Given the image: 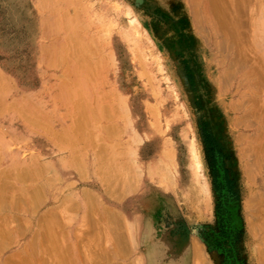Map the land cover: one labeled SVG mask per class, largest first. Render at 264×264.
Listing matches in <instances>:
<instances>
[{"label": "rangeland", "instance_id": "374dc122", "mask_svg": "<svg viewBox=\"0 0 264 264\" xmlns=\"http://www.w3.org/2000/svg\"><path fill=\"white\" fill-rule=\"evenodd\" d=\"M187 7L0 0V170L33 165L35 180L0 177V218L16 216L6 221L13 229L4 223L10 238L1 223L0 264H194L191 239L205 259L196 264H254L249 190L216 76L235 83L249 69L240 78L247 90L264 81V66L250 68L264 58V9L240 45L250 61L239 66L216 61ZM33 235L37 250L27 244ZM24 246L29 259L19 263Z\"/></svg>", "mask_w": 264, "mask_h": 264}, {"label": "bare ground", "instance_id": "6f19581e", "mask_svg": "<svg viewBox=\"0 0 264 264\" xmlns=\"http://www.w3.org/2000/svg\"><path fill=\"white\" fill-rule=\"evenodd\" d=\"M186 4L188 6L187 8L190 11H192L191 13H192V17H193V22L195 24V29L197 28V30H195V31L197 33H200L201 37H203L204 39L210 40L212 47L215 51V54L218 56V58L216 60L218 63H225V64H230V65L237 63L239 66H245L246 64H248V61H250V60L244 58L246 56L243 57L241 55L243 52L239 53L240 49L242 48V46L240 47V45L243 44V46H244L246 37H247V35H249L247 31H250L251 23H252L254 17L258 13H260L261 9H264V0H186ZM262 11H264V10H262ZM202 13H204L203 16H202ZM263 13L261 12V14H263ZM261 14H258V15H261ZM235 26H236V28H235ZM237 27H240V28H237ZM256 31H257V29H253V31L251 32V36H254ZM256 35H257V33H256ZM257 62H258V65L254 66V67L251 65V63L249 64V66L251 65L250 68H251V71L254 73V75L261 73L260 68L262 66H264L263 65L264 64V58L263 59L258 58ZM247 72L249 73L250 70L248 69L247 71L242 72L240 74L241 75L240 78L243 79L244 75L247 76L246 75ZM227 73L221 74V75H219V73H218V75L216 76V78L220 77V79H224L223 80L224 84L219 83L217 85L216 94L219 96V101L221 103L220 105L222 107V111H223L224 115L226 116L227 127L229 129L230 136H231V138H232V140L235 143V146L237 148L238 159H239V162L241 164V168H242V171H243V174L245 177V181H246L245 185L247 184V187L249 190L248 196L244 197L246 199L243 202V207H244V213H245V218L247 221L248 229H249V231L251 233V237H252V244H253V252L252 253H253V257H254V264H264V81L262 80L263 75L261 76V78H260V76H259V78L256 77V82L259 83L260 85L253 88L252 90H247L246 88L242 87L243 86L242 80H240V78H237L236 82L232 83L231 82L232 77L230 75H228L229 73L228 74ZM194 143H195V141L189 147L190 148L189 151L191 152L192 156L194 158H196V161H197L195 164V168H194L195 172L194 173H196V175L200 179L202 177V179L204 180V185H205L203 168L201 166V162H200L199 156L197 154L196 145ZM32 166L33 165L23 164L22 166H20L16 169H13V170H11V169L0 170V177L2 178L3 176L4 177L8 176V177H10V180L12 178H15L17 180L19 179L18 181H21V182H24V181H26V183L30 182L29 180H34V178L30 179L31 177H33V174L30 177V173H31L30 169L32 168ZM33 171L36 172L35 169ZM196 175L194 174V176H196ZM28 178H29V180H28ZM23 179H24V181H23ZM37 186L40 189V186L39 185H37ZM42 187L44 189V185L43 186L41 185V189H42ZM33 188L35 190L38 189L36 187H33ZM33 188L31 191L34 190ZM1 189H3V186ZM10 189H11V187H9V190ZM27 189H26V191H27ZM18 190H20V189H18ZM35 190H34V192H31L30 190H29V192L28 191L27 192L30 196L31 195L35 196V194H33V193H35ZM12 191H13V188H12ZM21 191L26 192L25 190H23V188L19 192H21ZM2 192L0 193V199H3L1 197ZM8 192L6 191V193H8ZM24 192L23 193L21 192V193L24 195L25 194ZM39 192H41L42 195H44V193L42 191L38 190V193H36V196L39 195ZM30 193H32V194H30ZM83 194L86 195L87 201L89 200L91 202V200H90L91 197L89 196V193L86 192V190H83ZM19 195H20V193H19ZM42 195H39V197H41ZM13 196H15V195H13ZM7 198H8V196H7ZM9 199H12V198L9 197ZM69 200L70 201L67 204V206H69L70 208L71 207L73 208V206H74V203L72 201L73 199L70 198ZM63 201L65 202L66 200H63ZM64 202H63V204H64ZM59 203H60V201H59ZM7 204H10V203H7ZM65 206H66V203H65ZM2 207L5 208V206H1V210L3 211ZM7 207H8V205H7ZM55 211H56V209H55ZM50 212H52V211H50ZM42 215H40V217L43 218ZM40 217H39L38 221L42 220V218H40ZM58 218H59V216H58ZM15 219H16V216L14 217L13 215H10L8 213H4V215H1V218H0V221H1L0 226H2L4 223H6V221H8V222H9V220L14 221ZM20 219H22V218H20ZM41 222H43V221H41ZM1 223H3V224H1ZM50 223L48 222V226ZM6 224L10 225L9 223H6ZM18 224H19V226L23 225V223H17L16 225H18ZM20 224H22V225H20ZM27 225H29V224H27ZM3 227L5 229L3 228L4 231L2 234L7 236L8 238H10L9 234H10V232H13L10 229L11 225H10V227H7L4 224ZM24 227L22 229H24ZM54 227H56V226H54ZM54 227H53V229H55ZM26 228H28V226H26ZM0 230H2V229H0ZM18 230L22 231L21 227H19ZM38 230H36V231H38ZM20 231H18V232L15 231V232L18 234L20 233V235H21L23 232H20ZM50 231H52V229ZM24 233H26V232H24ZM2 234L0 233V235H2ZM54 234L55 233L53 232L50 235V232H49L47 235L50 238ZM7 237H6V239H7ZM33 237H35V239H37V235L36 236L33 235L31 238L33 239ZM1 238H2V236H1ZM32 239H31V241L29 239V241L32 243V246H31V243L29 241L27 244H30L31 248H34V246H36V248H34V249L37 250L38 245L33 243V242L36 243L37 240L35 241L33 239V241H32ZM43 239H45V238H43ZM8 240H6L7 243H8ZM6 242H5V244H6ZM191 242H192L191 253H192V256L194 257V259H196V261H197V259H202L203 261H205L203 254H202V251H201V248H199L197 246V244L195 243L194 240L191 239ZM58 243H59V241L56 243V246ZM27 244H25V245H27ZM38 244H39V242H38ZM48 244H49V242H48ZM50 245H48V246H50ZM8 246H10V245L8 244ZM51 247H49V248L46 247V249L48 248V250H49ZM57 248L59 249V247H57ZM28 250H29V247H28ZM50 250H52V249H50ZM60 253H61V256H63L62 254L65 252L63 251ZM14 254H15V256L19 257L18 258L19 263H20L22 258L23 259H25V258L29 259L28 257H26L27 248L25 246L20 248L18 251H15ZM56 254H57V252H56ZM64 255H66V253ZM61 256H60V258L62 259ZM9 257L10 256H8V258ZM11 257L9 259L6 257L5 258H6V260L8 259V262H9L10 259H14ZM63 257H66V256H63ZM58 258H59V255H58ZM67 258H68V254H67ZM27 259H25V260H27ZM63 261H61V263L63 262V264L65 263V261L67 262V260H65V259ZM196 261L194 264H196ZM4 262H3V264H4ZM46 263H47V261H46ZM58 263H60V262H58ZM202 264H204V263H202Z\"/></svg>", "mask_w": 264, "mask_h": 264}]
</instances>
